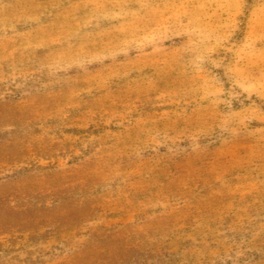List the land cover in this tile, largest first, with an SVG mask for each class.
Here are the masks:
<instances>
[{
    "label": "rangeland",
    "instance_id": "rangeland-1",
    "mask_svg": "<svg viewBox=\"0 0 264 264\" xmlns=\"http://www.w3.org/2000/svg\"><path fill=\"white\" fill-rule=\"evenodd\" d=\"M0 264H264V0H0Z\"/></svg>",
    "mask_w": 264,
    "mask_h": 264
}]
</instances>
